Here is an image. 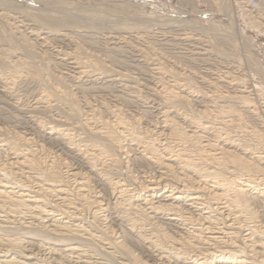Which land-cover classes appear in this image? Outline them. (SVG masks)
Here are the masks:
<instances>
[{
  "label": "bare ground",
  "instance_id": "obj_1",
  "mask_svg": "<svg viewBox=\"0 0 264 264\" xmlns=\"http://www.w3.org/2000/svg\"><path fill=\"white\" fill-rule=\"evenodd\" d=\"M0 19L36 51L19 23L5 13ZM0 54L36 73L22 57ZM71 54L64 56L78 77L97 66ZM159 70L152 123L106 103L69 108L52 122L30 117L51 146L30 128L0 125V264H264V129L250 121L264 106L250 97L247 80L196 90L185 79L165 82ZM17 79L0 73L1 91L27 110L15 96ZM62 91L43 90L29 107L52 110ZM137 94L132 101L142 102Z\"/></svg>",
  "mask_w": 264,
  "mask_h": 264
},
{
  "label": "rangeland",
  "instance_id": "obj_2",
  "mask_svg": "<svg viewBox=\"0 0 264 264\" xmlns=\"http://www.w3.org/2000/svg\"><path fill=\"white\" fill-rule=\"evenodd\" d=\"M256 1L259 9L240 0H0V13L19 23L36 47L31 52L0 19V49L22 57L36 72L16 68L0 54V73L18 75L15 96L28 110L13 107L0 85V125L25 126L48 144L49 140L40 139L42 134L35 131L30 117L52 122L67 116L69 108L85 111L88 103L121 106L144 123H152L158 115L159 100L152 88L160 80L159 69L165 82L185 79L196 90L208 89V82L227 90L232 78L247 80L244 86L250 97L263 107L264 31L259 23H264V0ZM245 8L258 20L251 19ZM32 31L38 36H31ZM65 54L95 62L96 69L78 77L73 59ZM57 88L65 93L54 97L52 110L29 107L43 90L54 95ZM133 93L142 102L132 101ZM79 114L61 124L76 122ZM261 115H251L250 121L253 118L251 123L264 129ZM108 200L104 201L110 209L107 213L115 214ZM142 251L138 250L141 257L152 262L149 253Z\"/></svg>",
  "mask_w": 264,
  "mask_h": 264
},
{
  "label": "built area",
  "instance_id": "obj_3",
  "mask_svg": "<svg viewBox=\"0 0 264 264\" xmlns=\"http://www.w3.org/2000/svg\"><path fill=\"white\" fill-rule=\"evenodd\" d=\"M253 2H254V0H253Z\"/></svg>",
  "mask_w": 264,
  "mask_h": 264
}]
</instances>
